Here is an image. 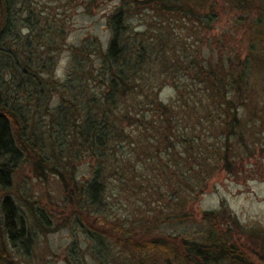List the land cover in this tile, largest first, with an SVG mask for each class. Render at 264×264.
<instances>
[{"label":"trees","instance_id":"trees-1","mask_svg":"<svg viewBox=\"0 0 264 264\" xmlns=\"http://www.w3.org/2000/svg\"><path fill=\"white\" fill-rule=\"evenodd\" d=\"M217 1L120 0L107 17L106 48L75 50L65 81L59 82L49 68L54 50L64 45L63 18L56 13L37 17L33 0H0V264H23L12 251L28 256L37 231L48 230L55 219L40 202L13 195L14 171L33 152L41 157L36 174H43L42 162L50 167V157L60 156L53 149L61 150L60 144L66 143L72 152L80 150L94 159L77 195L63 198L83 212L84 219L78 214L76 224L84 228L96 253L108 250L109 239L127 255L121 264H259L257 255L264 262V245L258 250L239 234L222 230L218 220L224 217L223 208L203 211L201 220L208 225L197 234L156 232L161 224H180L173 215L186 210L185 199L202 192L212 175L241 177L253 171L246 165L254 167L259 157L264 0H223L239 15L230 27L243 25L248 47L242 57L224 51V43L214 37L219 33L215 25L222 21ZM88 3L94 2L84 5ZM146 14L152 31L140 26L133 30L129 19ZM175 27L183 34L172 46ZM197 42L207 44L208 57L197 51ZM141 71L144 79L154 76L152 82L145 79L147 87L141 84ZM162 78L171 81L180 96L177 101L187 97L181 95L185 81L197 84V90L189 84L185 90L190 102L165 104L157 97ZM46 147L51 148L50 157L44 156ZM70 165L57 162L53 167L60 170L53 173L61 176ZM262 175L257 170L252 178ZM112 179L113 187L124 193L140 188L143 195L137 197L144 202L166 199L162 218L127 223L128 218L102 213ZM250 234L264 239L260 227H252ZM76 257L75 263L82 264Z\"/></svg>","mask_w":264,"mask_h":264},{"label":"rangeland","instance_id":"rangeland-1","mask_svg":"<svg viewBox=\"0 0 264 264\" xmlns=\"http://www.w3.org/2000/svg\"><path fill=\"white\" fill-rule=\"evenodd\" d=\"M85 1L33 0L37 17L56 13L60 18H63V29L60 39H62L64 45L54 50L53 64L49 68V71H52V74L55 78L59 79V82L65 81L71 62V54L75 50L93 52V49L101 48V46L106 48L110 36L107 17L120 4V0H92L94 3H88L85 6ZM215 6L222 21L215 25V30L219 33H214V30H211V33H214V37L218 38L219 41L217 40V42L224 43V51L227 49L228 51L232 50L234 54L242 57L247 52L248 47V42L245 36H243V25L241 23L237 24L238 30L230 27V23L237 21L239 15L233 14L232 10L226 8L229 5H226L223 0H218ZM146 20H150L149 14L141 17L135 15L129 19V24L132 29L133 27L137 28L140 26L141 30L145 29L151 32L152 27L148 25L149 23H146ZM41 25H45V21ZM224 25L225 27H223ZM223 29H231L233 31L225 32ZM182 34V30L179 27H175L173 39L169 40L171 42L170 45L174 46L175 41H178ZM197 44V51L201 52L202 50L203 54L206 55L201 56L208 57L209 48L207 44L201 45L200 42H197ZM97 50L99 51V49ZM93 57H95L94 54ZM138 74L142 76V71ZM153 77V75H147L145 79L152 82ZM142 78L141 84L147 87L149 82L143 76ZM162 80H164V83L161 81L158 84L157 97L165 104L168 102H190L189 91L185 90L186 88L188 89L189 84L191 86L189 87L190 90H197V84H191L189 80L185 81L187 84H181L183 90L181 95H186L187 97L182 96L184 101L181 99L177 101V98L180 96L178 93L176 94L171 81L167 82L163 78ZM84 81H87L85 77ZM152 84L155 85L156 83ZM130 86H133V84H130ZM57 101L58 99H55L52 104L57 103ZM140 102H146V100L144 99ZM258 125L261 129L264 128L261 122H258ZM44 144H46L45 140ZM60 147H62L61 150L53 149L56 152V156L60 155L58 159L50 157L49 153H52L51 148H44L46 152L44 156L50 157V163L53 165L49 163L50 167H48L46 162H42V167L45 169L43 174H36L41 169L39 166H36V162H38L37 158L41 157H37L33 152L29 156V161H24L14 171L11 188L13 195L16 198H21V194H26L30 199H33V202L37 201L44 205L55 219L48 225V230H46L47 228L43 229V231L39 230L37 231L39 232L38 234L35 231L36 234L32 242L31 253L28 256L18 254V250L11 249L10 251L13 250L12 253L23 264H77L75 263L76 256L80 257L82 264H106L108 259L112 260L113 264H121L127 259V255L118 245L109 239L108 250L96 253L92 247V242H89L84 228H80V225L76 224L79 221L76 220L78 214L81 218L80 221L84 219L83 212L75 209L76 205L72 206L69 198H63L64 194H69V196L77 195L78 188L81 187L80 181H84L89 177V168H91L94 159L89 158L85 152L80 150L79 152H72L73 147L70 149L67 143L64 146L60 144ZM256 147L259 150L256 165L250 168L246 165L248 170L253 169V171L249 173L246 171L241 177H233L230 173L212 175L207 187L202 192L197 191L195 196L185 199L184 208L186 210L182 213L176 211L177 214L173 215H178L176 216V220L180 224L168 226L161 224L159 231L156 230L158 235H174L186 232H196L197 234V231H204L205 225H208V223L205 224L201 220L202 212L223 208L224 217L218 220L223 222V225H220L222 230H226V232L232 231L235 237L239 234L244 243L254 244L258 250H263L261 245H264V239L251 236L250 230L254 226L264 229V133H260L258 136ZM244 148L241 147L240 152H243ZM71 153L73 154L72 158L70 157ZM60 161H64L66 164L72 163V167L71 165L67 166L66 168H69V170L58 176L53 171L56 168H58L57 170L60 169L53 166ZM257 170L263 173L262 177L252 178L254 177L252 176L254 171ZM112 182H114L113 179L110 181V188L106 191L107 197L105 200L107 203L105 209L103 208V211L100 210L102 213L119 220L128 218V221H124L127 223L146 222L157 216H161L162 218L164 214L160 207L163 202H167L166 199L159 198L157 200L151 197L144 202L137 197L143 195L140 188L130 193H124L119 187H113ZM167 199L168 201L170 200L168 197ZM17 201L19 203L18 199ZM230 216L236 220H231L233 218ZM203 225L204 227H202ZM228 226L231 229H228ZM2 239L3 237L0 235V240ZM9 247L11 248V246ZM257 256L259 258L256 261L259 264H264L261 257Z\"/></svg>","mask_w":264,"mask_h":264}]
</instances>
